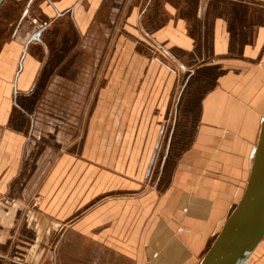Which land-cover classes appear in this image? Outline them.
<instances>
[{"label": "rangeland", "instance_id": "rangeland-1", "mask_svg": "<svg viewBox=\"0 0 264 264\" xmlns=\"http://www.w3.org/2000/svg\"><path fill=\"white\" fill-rule=\"evenodd\" d=\"M70 1L36 4L43 15L28 28L37 37L12 115L26 175L12 192L38 193L45 209L27 201L28 243H44L28 247L29 261L121 264L131 233L153 216L203 253L244 187L257 139L264 88L235 79L249 74L239 59L264 0ZM218 15L221 53L209 19ZM121 196L139 208L85 213Z\"/></svg>", "mask_w": 264, "mask_h": 264}, {"label": "crops", "instance_id": "crops-1", "mask_svg": "<svg viewBox=\"0 0 264 264\" xmlns=\"http://www.w3.org/2000/svg\"><path fill=\"white\" fill-rule=\"evenodd\" d=\"M37 3H72V1L2 0L0 3V264H32L27 255L28 247H39L41 251L44 247L43 239L39 241L38 238H35L33 243L30 242V244L27 239L29 230V223L26 218L27 201L34 198L36 201L35 211L40 212L43 216L45 209L41 195L36 192L35 194L24 191L17 192V194L12 192L15 183L22 185L26 181V175L22 168L24 141L21 139V133L12 127V115L13 110L17 107L15 97L22 92L20 83L22 70H24L22 58L23 55L27 54V42L29 39L34 38L36 30V27H33L28 31V28L33 22L38 21V17L41 18L43 15V13L36 10ZM243 4L252 6L254 3ZM259 6L264 8L261 3H259ZM199 7L200 4L197 13ZM209 19H211L213 26L214 48L221 53L220 49L225 48L226 41H228L225 36L224 17L218 15L209 17ZM249 32L250 41L244 44L239 59L241 62H243L242 57L249 59V69L247 68L249 74L246 78H243L242 71H237L239 78L235 79V83L237 87H240L244 85L243 82H254L255 86L264 88V64L260 61L255 62L257 56L261 55L262 57L264 55V21L262 24H258L257 27L250 28ZM263 112L264 95L261 116ZM4 197L14 198L15 201L11 204H5L2 202ZM127 203L132 210L131 206H134L135 209L139 208L137 198L134 196H121L119 198H107L97 205L91 203L87 205L85 213L91 214L98 208H108L109 205L113 206V204L124 206ZM39 205L40 207H37ZM145 226L146 233L141 231V228ZM35 228L36 232H43L44 224L42 221ZM129 241L130 244L127 245V249L125 251L121 249L122 255L120 256L124 257L121 264H198L205 252L200 251L202 245L199 250L189 248L181 233L176 230V226L172 223L166 224L164 222L157 226L154 216L151 223L149 221L147 225L144 224L142 227L138 225L137 229H134L131 233ZM69 263L73 264L72 261H69ZM88 263L86 261L84 264ZM95 263V260L91 261V264ZM245 264H264V236Z\"/></svg>", "mask_w": 264, "mask_h": 264}, {"label": "water", "instance_id": "water-1", "mask_svg": "<svg viewBox=\"0 0 264 264\" xmlns=\"http://www.w3.org/2000/svg\"><path fill=\"white\" fill-rule=\"evenodd\" d=\"M263 236L264 112L244 187L198 264H245Z\"/></svg>", "mask_w": 264, "mask_h": 264}, {"label": "built area", "instance_id": "built-area-1", "mask_svg": "<svg viewBox=\"0 0 264 264\" xmlns=\"http://www.w3.org/2000/svg\"><path fill=\"white\" fill-rule=\"evenodd\" d=\"M13 202V199L11 198H4L3 203L5 204H11Z\"/></svg>", "mask_w": 264, "mask_h": 264}]
</instances>
